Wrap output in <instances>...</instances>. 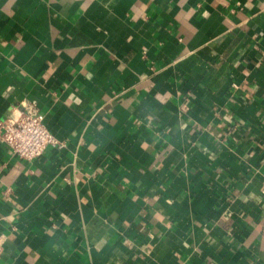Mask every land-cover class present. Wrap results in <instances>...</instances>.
Segmentation results:
<instances>
[{
	"label": "crops",
	"instance_id": "1",
	"mask_svg": "<svg viewBox=\"0 0 264 264\" xmlns=\"http://www.w3.org/2000/svg\"><path fill=\"white\" fill-rule=\"evenodd\" d=\"M0 264H264V0H0Z\"/></svg>",
	"mask_w": 264,
	"mask_h": 264
},
{
	"label": "built area",
	"instance_id": "2",
	"mask_svg": "<svg viewBox=\"0 0 264 264\" xmlns=\"http://www.w3.org/2000/svg\"><path fill=\"white\" fill-rule=\"evenodd\" d=\"M0 142L23 160L39 158L49 146H61L45 125L44 117L35 104L25 106L17 118L0 121Z\"/></svg>",
	"mask_w": 264,
	"mask_h": 264
}]
</instances>
